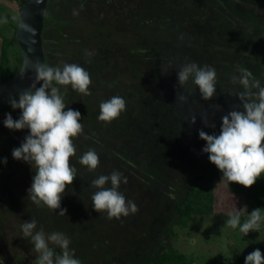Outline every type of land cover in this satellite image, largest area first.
Here are the masks:
<instances>
[{"label":"rangeland","instance_id":"obj_1","mask_svg":"<svg viewBox=\"0 0 264 264\" xmlns=\"http://www.w3.org/2000/svg\"><path fill=\"white\" fill-rule=\"evenodd\" d=\"M167 4L175 5L169 8L176 23L169 27L175 32L169 36L172 39L161 43L151 38L160 31L156 24L144 28L151 39L138 36L134 22L155 15ZM177 5L186 6L187 17L177 14ZM20 10L19 0H0V55L3 39L14 34ZM45 18V64L70 62L86 68L91 95L79 94L70 86L63 92L65 103L80 111L84 125V134L75 138L76 155L70 158L77 168L76 178L61 201L66 216L40 208L27 197L36 170L14 160L11 153L28 130L6 129L5 114L17 119L20 110L0 108V159L14 161L0 164L4 264H38V254L21 230V224L31 219L46 233L68 235L82 264H152L161 253L183 255L184 264H245V257L255 249L264 254V225L244 237L239 228L226 224L229 213L243 205L240 197L227 194L223 183H217L215 191L216 214L194 216L187 227H181L175 210L194 183L196 168L208 159L201 151L204 141L199 131L218 134L222 116L239 103L237 94L242 89L232 78L246 68L264 85V0H48ZM134 43L168 56L178 53L177 69L190 62L214 67L217 95L205 101L197 91L181 101L179 94L188 91L179 85L176 71L161 73L158 69L166 62L158 61L147 73L136 56L127 53ZM9 60L13 65L21 61L18 46L9 49ZM110 81L117 83L110 86ZM114 95L126 100V110L111 123L100 121L99 104ZM203 114L214 128L205 126ZM193 115L195 124L190 123ZM89 149L100 156L94 172L79 163ZM113 170L127 176L121 191L139 209L120 219L92 208L91 181ZM246 218L242 216V222Z\"/></svg>","mask_w":264,"mask_h":264},{"label":"clouds","instance_id":"obj_2","mask_svg":"<svg viewBox=\"0 0 264 264\" xmlns=\"http://www.w3.org/2000/svg\"><path fill=\"white\" fill-rule=\"evenodd\" d=\"M169 70L176 71L179 85L188 91V95L179 94L181 101L186 102L189 94L197 91L205 101L217 95L214 67L190 62L177 69L175 63L169 61L161 71L167 73ZM32 71L34 83L18 99L10 101L12 109L20 110L19 117L14 119L11 113H6L3 125L11 131L28 130L23 142L11 153L14 160L36 169L27 197L38 207H47L66 216L67 209L61 207V201L66 187L76 178L77 168L70 158L76 155L75 138L84 134V125L80 111L65 103L63 92L70 86L71 90L90 96L92 80L88 70L78 63L64 62L53 66L35 62ZM232 81L242 89L237 94L239 103L222 116L218 134L201 129L198 135L204 141L202 153L207 154L209 162L221 172L222 179L248 189L264 176V85L246 68L241 69ZM61 86H64L63 91ZM214 107L219 110V106ZM99 109L98 119L111 123L126 110V100L114 95L102 101ZM202 117L205 126L215 127L208 125L205 114ZM195 122L193 115L190 123ZM79 163L94 172L99 167L100 156L95 149H89L80 156ZM0 164L6 165L7 157L0 159ZM127 182V176L118 170L93 179L92 208L110 219L136 213L139 210L137 204L121 191V184ZM246 210V205L236 207L226 221L232 229L239 228L244 237L250 232H258L264 225L261 208L250 213ZM245 215L247 218L242 222ZM21 230L24 238H30L38 254V264H82L71 247L70 237L64 232L46 233L42 227L38 228L36 219L24 221ZM0 264H4L3 258H0ZM245 264H264V254L259 248L255 249L245 257Z\"/></svg>","mask_w":264,"mask_h":264},{"label":"trees","instance_id":"obj_3","mask_svg":"<svg viewBox=\"0 0 264 264\" xmlns=\"http://www.w3.org/2000/svg\"><path fill=\"white\" fill-rule=\"evenodd\" d=\"M19 2H20V9H22L24 5V1L19 0ZM170 3L172 5V2ZM167 6L168 7L166 8L161 7L160 11L155 15L142 16L141 20H139L140 21L139 23L134 22V24L138 25V31H137L138 36L144 35L146 39L159 38L161 43L172 39L169 36L170 35L174 36L175 32H173V29L169 27H171V25H175L176 23L172 19L173 14L171 13V10L169 8H174L175 5L169 7L170 5L167 4ZM177 7H179V9H177V14L180 16L182 15L187 17V12L185 13L184 10L186 6L184 8L181 7V9H180V5H177ZM45 20L46 18H44V24H45ZM150 24H156L158 25L157 27H160V31L159 32L156 31V34L153 35L152 37L150 36L149 30L146 31L144 29L147 28ZM159 24H162V26H159ZM164 25L166 26L165 28ZM127 26L129 27V25ZM15 32H16V28L14 29V34L12 37L5 38L2 41L1 55H0V84L13 77L19 71L21 66V61L19 62V64L13 65L9 60V49L14 45L17 46L15 41ZM178 32L176 31V34ZM149 36L151 38H149ZM180 46L182 45L179 44V47ZM148 47L149 46L147 45L141 46V45H136V43H134L132 49H129V51L127 52L129 55L134 54L136 56L137 62L145 70H147V73L152 71V69L156 66V63L158 61L160 62L164 61L166 63L169 61H172L174 63L177 62L178 53L175 52L173 55L168 56L162 52L157 53L156 50ZM166 63L164 65H166ZM158 70L162 73L161 68H159ZM140 74H142V72H140ZM116 83L117 81L109 82L110 86H115ZM7 106H11V105H7ZM13 162L14 161L10 158L7 160V164L9 165L13 164ZM34 170L36 169L33 168L32 171ZM217 183L224 184L225 187L224 189L227 192V194H229V196L240 197L243 205L242 207L246 205L247 206L246 211H248L249 213L257 208H261V210L264 211V176H262L261 179H258L257 182L251 188L245 189L241 185L235 183L229 184V182L223 180L221 172L214 165H212L208 159H206L196 168L195 180L192 186L187 190L184 197L181 198L179 201H177L175 204V210L178 218L177 224L179 226L187 227L189 221L194 216L216 214L215 209L217 206L216 205L217 194L215 191H216ZM184 263H185V259L183 255L161 253L156 256L152 264H184Z\"/></svg>","mask_w":264,"mask_h":264},{"label":"water","instance_id":"obj_4","mask_svg":"<svg viewBox=\"0 0 264 264\" xmlns=\"http://www.w3.org/2000/svg\"><path fill=\"white\" fill-rule=\"evenodd\" d=\"M23 1L15 32L21 66L13 77L0 84V108L10 105L12 99H18L34 83L32 63L45 64L42 34L48 0Z\"/></svg>","mask_w":264,"mask_h":264}]
</instances>
